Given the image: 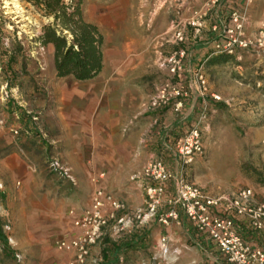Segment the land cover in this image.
Segmentation results:
<instances>
[{
    "label": "rangeland",
    "instance_id": "1",
    "mask_svg": "<svg viewBox=\"0 0 264 264\" xmlns=\"http://www.w3.org/2000/svg\"><path fill=\"white\" fill-rule=\"evenodd\" d=\"M198 1L82 0V15L103 37V59L106 53L111 57L133 59L136 53L134 65H141L138 89L146 95L152 96L161 85L173 80L163 66L164 60L181 46L186 48L184 71L176 78L187 93L179 109L185 118L179 133L171 135L170 141L177 146L195 127L203 153L194 157L189 165H182L176 150L177 163L169 164L168 169L173 175L181 172L188 183L211 196L230 195L243 188L257 190L261 195L264 191V41L258 44L257 39L264 30V20L257 31H251L255 37L247 32L250 23L244 20L242 38L251 44L248 48L235 45L229 50L227 44L231 37L227 31L234 27L231 14L226 21L222 19L208 26L215 7L207 3L202 9ZM200 10L206 12V18L200 32L195 34L188 23L194 12ZM49 22L51 19L20 0H0V183L3 186L0 230L7 240L5 247L0 242V264H67L71 255L59 250L56 242L70 227V212L79 214L86 208L93 195L92 176L99 171L89 161L69 167L55 156L56 152H64V144L53 143L54 135L46 130L45 114L34 107L33 95L38 94L37 91L41 96L49 94L46 87L37 84L43 73L42 65H54L53 50L50 46H40L36 40ZM179 23L184 26L183 45H177L173 39V31ZM212 26H216L215 31ZM227 56V62L208 63L209 57ZM191 62L197 65L194 71ZM18 65H38L40 71L35 68L15 70ZM68 78L71 77L58 78L62 82H57L62 84L54 86L55 89L63 90L69 83L65 80ZM52 90L51 103L58 99L54 95L57 92ZM21 99L27 104L24 110L17 104ZM170 107L173 106L147 113L158 114ZM160 136L161 141L168 140L164 139L165 134ZM51 158L58 159L69 169L73 182L49 170ZM142 169L119 183L121 189L132 188L129 198L132 207L128 206V196L123 190L109 192L115 193L125 207L117 217H125L129 222L119 232L114 223H110L106 235L91 249L87 264H104L92 261L102 257V251L109 249V244L130 238L136 239V247L113 255L110 264H215L179 231L183 223L193 227L182 211L177 221H168L174 228L171 234L160 228L164 225L157 217L143 220L147 207L144 183L133 178ZM174 189V182L170 181L167 194L173 195ZM37 202L40 207L35 208L37 213H34L32 208ZM167 211L164 205L158 215H165ZM138 213H141L139 219ZM164 236L168 241L166 254L157 245ZM142 238H146L147 244H141ZM245 238L264 249V230L248 231Z\"/></svg>",
    "mask_w": 264,
    "mask_h": 264
},
{
    "label": "crops",
    "instance_id": "2",
    "mask_svg": "<svg viewBox=\"0 0 264 264\" xmlns=\"http://www.w3.org/2000/svg\"><path fill=\"white\" fill-rule=\"evenodd\" d=\"M209 1L199 0L198 6L204 9L203 7ZM210 6L215 8L214 14L210 15L208 26H211V23H220L222 19L226 21L231 13L237 12L244 17L247 23H250L247 27V32L250 33L257 31L259 24L264 20V0H252V2L218 0L216 4ZM202 32L204 33V30ZM252 32L250 34L255 37ZM135 57H137L136 53L132 55L133 59L111 57L106 53L102 70L98 76L86 82H78L73 78L65 79L69 80V83L65 84L63 90L58 89L59 93L54 86L62 84L57 82H62V80L56 77L55 66L42 65L43 73L37 85L46 87L48 89H45L46 93L49 94L41 96L37 91L38 94L33 95L34 107L45 114L46 130L54 135L51 138L53 143L62 142L64 144V152H56L55 156L69 167L88 164L89 161L99 170L96 175L92 176V181H95L92 194L96 189L106 192L121 189L120 182L129 175L138 173L152 159L161 160L167 168L169 164L176 165L178 160L176 145L171 144L170 140L171 135L179 133L183 124L182 120L185 118L184 112L170 107L158 114L147 113L146 105L151 95H146L138 89V68L141 65H134ZM191 63L193 65L190 66L194 71L197 65ZM23 68L25 71L34 68L35 71H40L38 65H25L24 67L18 65L14 69L23 70ZM51 90L57 92L54 95L58 98H55L56 101L53 100L52 103L50 101ZM21 100L17 104L24 110L27 104L25 99ZM17 114L13 115L17 117ZM37 132L41 136L42 131ZM160 134H165L164 139L167 137L168 140L161 141ZM131 189H121L127 193V204L130 207L133 206V202L130 201L132 199H129ZM254 193L257 199L264 202V191L260 192L261 195H258L257 190ZM113 196L117 198L115 193ZM90 201L91 199L85 206L86 208L90 205ZM33 207V212L37 213L35 208L40 207L39 202ZM68 219L70 227L61 239H70L75 234L72 217ZM238 222L245 237L248 233L246 220L239 219ZM160 228L170 234L174 230L169 224L161 225ZM192 228L183 223L179 231L182 235H187L191 243L204 251L213 263L226 264L216 252L215 247ZM248 241L256 245L252 240L248 239ZM177 242H180V239H177ZM141 244H147L146 238H143Z\"/></svg>",
    "mask_w": 264,
    "mask_h": 264
},
{
    "label": "built area",
    "instance_id": "3",
    "mask_svg": "<svg viewBox=\"0 0 264 264\" xmlns=\"http://www.w3.org/2000/svg\"><path fill=\"white\" fill-rule=\"evenodd\" d=\"M252 2V0H247ZM218 0H210L208 4L214 5ZM206 12H194L188 25L194 28L198 34L204 24ZM234 23L233 29L227 31L231 42L227 44L229 50L237 45L240 48H248L251 42L242 38L244 17L237 12L230 15ZM176 24L173 31L174 43H185L184 26ZM216 26H212V31ZM264 41V30L259 33L258 44ZM231 52V51H230ZM187 50L183 46L171 53L164 60V65L173 80L161 85L149 99L146 110L156 112L173 106L176 111L182 106L181 100L187 96L179 80L176 78L184 71V59ZM175 80V81H174ZM201 83H204L199 77ZM36 120V118H34ZM17 134V132H14ZM182 165H189L194 157L203 153L199 131L193 127L188 134L181 139L176 146ZM48 168L58 177L73 182L69 169L58 159L51 158ZM133 178L140 179L144 183V191L147 198L145 218H158L164 226L168 221H177L178 213L182 211L186 219L191 223L196 233L205 238L215 247L219 256L226 264H264V249L249 242L243 235L239 219L246 220L247 230L260 232L264 230V202L256 199L255 193L250 188H243L230 195L211 196L197 185L188 183L181 172L173 175L165 164L158 159L150 160ZM173 181L175 185L173 195L167 194V184ZM3 186L0 183V190ZM167 206L165 215L159 214L162 206ZM124 204L111 193L96 189L91 197L90 205L79 214L70 212L75 234L70 239H61L56 242V247L71 255L67 264H87L90 259L91 249L106 235V229L110 223H114L116 231L126 227L125 217H117V213L124 210ZM141 213L136 216L141 217ZM121 227V228H119ZM9 229V227H6ZM159 248L163 254L168 250L167 237L159 241ZM92 262L101 263L102 257Z\"/></svg>",
    "mask_w": 264,
    "mask_h": 264
},
{
    "label": "trees",
    "instance_id": "4",
    "mask_svg": "<svg viewBox=\"0 0 264 264\" xmlns=\"http://www.w3.org/2000/svg\"><path fill=\"white\" fill-rule=\"evenodd\" d=\"M20 1L32 6L43 17L51 19L42 27L36 40L40 46L52 48L57 78L71 77L77 81H88L98 76L103 65V37L95 25L84 20L82 0ZM228 58L209 57L208 63L220 64L227 62ZM0 242L3 247L7 244L1 230ZM136 244L132 238L122 243L109 244V249L102 251V262L110 264L113 255L136 247Z\"/></svg>",
    "mask_w": 264,
    "mask_h": 264
}]
</instances>
